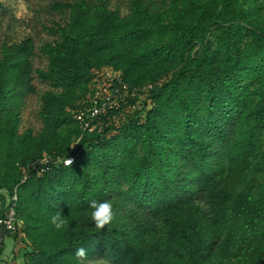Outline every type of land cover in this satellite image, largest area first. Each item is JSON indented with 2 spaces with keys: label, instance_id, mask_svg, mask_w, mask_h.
I'll list each match as a JSON object with an SVG mask.
<instances>
[{
  "label": "trees",
  "instance_id": "16d2710c",
  "mask_svg": "<svg viewBox=\"0 0 264 264\" xmlns=\"http://www.w3.org/2000/svg\"><path fill=\"white\" fill-rule=\"evenodd\" d=\"M50 8L64 19L44 26L52 40L40 47L0 25V202L5 210L19 186L8 239L27 249L23 263L264 264V0ZM37 48L45 68H33ZM102 66L130 86L158 81L153 108L109 137L86 136L73 165L41 173L43 156L69 154L80 134L69 109ZM33 74L49 85L38 132L21 130ZM92 199L113 206L102 229ZM57 211L62 231L48 221Z\"/></svg>",
  "mask_w": 264,
  "mask_h": 264
},
{
  "label": "built area",
  "instance_id": "2783aa9c",
  "mask_svg": "<svg viewBox=\"0 0 264 264\" xmlns=\"http://www.w3.org/2000/svg\"><path fill=\"white\" fill-rule=\"evenodd\" d=\"M158 83L157 81L130 86L124 82L122 73L111 66L95 69L84 97L69 109L78 124L79 136L70 145L68 155H45L39 159L37 166L40 172L44 173L58 165H73L79 155V145L88 135L101 134L109 137L130 121L142 123L147 112L154 106L150 96ZM29 170L30 166L23 169L20 185L27 180ZM18 187L14 189L9 206L5 210L0 202V250L4 249L9 236L15 230Z\"/></svg>",
  "mask_w": 264,
  "mask_h": 264
},
{
  "label": "rangeland",
  "instance_id": "374dc122",
  "mask_svg": "<svg viewBox=\"0 0 264 264\" xmlns=\"http://www.w3.org/2000/svg\"><path fill=\"white\" fill-rule=\"evenodd\" d=\"M59 1L65 2L71 0H0V25L4 27L8 25L11 26L12 30L18 36H27L28 34L33 36L37 46L40 47L44 42L52 40V36L44 30V26L50 25L52 22L63 21L64 19V15L61 12L53 11L50 8L51 4ZM111 1L114 8H120L123 14L127 12L130 0ZM197 49L198 46L194 48V50ZM36 52H38V55L34 58L33 68H45L47 61L40 55L38 48ZM32 76L34 78L33 84L36 87V93L29 95L27 99L21 130L33 128L38 132L42 127L39 118V110L41 107L40 97L45 90L49 89V85L37 79L35 74ZM8 241L6 242L3 252L8 247ZM13 248V252L15 250L18 253L16 257H14L12 263L22 264L21 259H23V255L26 253L27 249L17 244L16 241L15 247L13 246ZM7 249H9V247ZM83 261L86 262V264H109L102 260L92 261L83 259Z\"/></svg>",
  "mask_w": 264,
  "mask_h": 264
},
{
  "label": "clouds",
  "instance_id": "9594fccd",
  "mask_svg": "<svg viewBox=\"0 0 264 264\" xmlns=\"http://www.w3.org/2000/svg\"><path fill=\"white\" fill-rule=\"evenodd\" d=\"M90 219L94 222L97 229H102L113 218V206L107 200L92 199L89 201ZM48 221L52 228L56 231H62L66 225L65 215L61 211H57L48 217ZM76 257H84L85 250L79 248L75 252Z\"/></svg>",
  "mask_w": 264,
  "mask_h": 264
},
{
  "label": "crops",
  "instance_id": "0c3cea01",
  "mask_svg": "<svg viewBox=\"0 0 264 264\" xmlns=\"http://www.w3.org/2000/svg\"><path fill=\"white\" fill-rule=\"evenodd\" d=\"M13 246L15 247V242L9 239V241H8V247H9V249H7L8 248L7 247L4 250L3 254L1 255L2 257H1V260H0V262H1L0 264H13L12 263L13 262V259H14V257H16V254L18 253L15 250L13 252V249H14ZM21 262L23 264V259H21Z\"/></svg>",
  "mask_w": 264,
  "mask_h": 264
}]
</instances>
